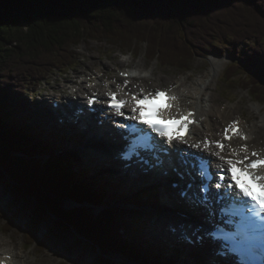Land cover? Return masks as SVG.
Segmentation results:
<instances>
[{"label":"trees","instance_id":"16d2710c","mask_svg":"<svg viewBox=\"0 0 264 264\" xmlns=\"http://www.w3.org/2000/svg\"><path fill=\"white\" fill-rule=\"evenodd\" d=\"M82 39L135 51L142 44L149 60L176 70L189 69L194 58L223 56L226 48L237 62L227 68L225 83L232 85L242 70V89L264 105V0H0V182L6 178L15 202L38 203L26 244H35L44 217L53 215L58 226L97 247V264L127 254L137 262L133 246L120 243L121 231L133 229L127 219L136 217L118 208L95 216L90 207L106 198L105 186L77 183L73 156H55L53 146L12 119L24 108V91L54 71L77 67L70 50ZM67 202L76 207L66 210ZM125 205L144 203L136 197Z\"/></svg>","mask_w":264,"mask_h":264},{"label":"rangeland","instance_id":"374dc122","mask_svg":"<svg viewBox=\"0 0 264 264\" xmlns=\"http://www.w3.org/2000/svg\"><path fill=\"white\" fill-rule=\"evenodd\" d=\"M240 48H243V45H241ZM70 53L73 55L72 62H74L77 67H75V69H67V71L64 72L65 76H62V71H54L46 81L38 87L37 91L42 95H48L51 92L53 95L60 90H66L67 88H65L66 85H64V81L66 79L72 80L75 75L81 79H84L86 75L90 76L93 73L96 76L100 65H108L110 67L108 71L105 70L107 75H105L103 83L106 79L112 80L113 78L115 79L122 76L120 73L122 70H127L125 69L127 66L128 69L135 70L134 74L148 76L151 79L148 84L135 81L134 87L138 86L139 88H143L150 85L155 90H163L177 81H174V79L186 78L191 74V77L198 79L201 78L203 80L202 77L204 74L211 70V62L217 63L219 65V75L217 76L213 72V77L208 78V80H213V83L216 84L215 87L212 85L213 93H215V96L217 95L216 98L221 104L222 110L227 109L226 112H228V116L233 113H240L244 119L243 122H246L247 126L244 124V128L246 131H249H247L250 135L249 141H252L247 152H253L255 150L264 152V105L255 102L248 92L242 89L243 83L240 74L243 72L242 70L233 79L234 83L232 85L225 83L224 75L226 69L237 62L236 57L230 52L227 53L226 51H223V56L220 57L211 55L206 58H194L190 63V72L188 73H183L184 70L160 67L157 61H151L148 59L145 45L142 44L138 45L135 51V49L124 50L119 46H112L105 41L82 39L76 47H73L70 50ZM142 65H144V67ZM105 71L101 73H105ZM75 81L80 84L79 79H76ZM190 82L191 81H187L186 87H189L187 84H190ZM29 86L30 85L28 84V86L23 89L25 90ZM211 87L210 91L212 92ZM35 88L30 90L36 93L37 91H35ZM70 91L71 90H68V92ZM61 93L69 94L64 91H61ZM79 101L82 102V100ZM20 104L22 106L24 105V108L21 111L19 110L18 112H15L12 117L17 121L19 126L24 122L28 127L31 126L32 133L30 135L35 137L38 142H42L41 139L43 140L45 137H49L42 143L54 146L55 151L61 152L62 154L73 153L75 155L73 151L59 149L60 146H63L66 143V140L62 139L60 135H52L48 128L41 129V133L37 132V125H34V122H31L28 118V114H30V116L36 119L34 112L31 110L28 111V109L36 107L32 100L29 98H27V100L20 98ZM42 107L43 111H46L47 108L44 105H42ZM256 107L259 108L260 112L257 111ZM43 114L44 112L40 113L41 118ZM236 117H239V114H237ZM193 136H195V134ZM88 145L89 144H86V146ZM105 152L107 151H92L88 149V156L90 159L96 158V160H99L101 157L104 159L105 156L101 153ZM84 155L85 154H83L82 157ZM75 156L78 162H76L77 165H75L72 170L76 175V182H86L87 184H92V186L96 188L98 186H105L106 200L99 205H102V207L116 205L118 208L128 211L130 213L129 215L136 217V219H127L129 225H131L133 229L130 231H128V229H123L121 231L120 239L123 240L122 242L120 241L121 244L124 242L125 245L129 244L133 246L136 251H139L140 247L136 245V242L139 239L149 242L152 238H157L159 242H163L162 238L153 233V226H156L159 229L162 227L161 223L158 222L159 220L155 222L152 219L155 215H149L144 207L136 208L125 205V202L129 199L140 197V194L130 196L131 194L128 193L130 191V184L128 185L123 179L117 178L118 176L111 170L107 169L102 171V169L98 167L92 168V166H84L82 163L83 159L77 155ZM43 158L46 159V155H44ZM79 172H82L83 175H85L84 178ZM168 190L172 197L177 198L176 192L171 189ZM150 191L151 189L149 188H141V194L146 196L147 201L150 200L147 204V207L150 208L149 210H157L158 206L153 200L154 195ZM159 196L163 199L162 191ZM123 198L125 199L121 200ZM63 207L66 210H71L74 209L76 205L67 202ZM33 209L34 204L32 202H29L28 200H23L20 203L15 202L14 197L4 190V185H0V252L9 251L17 254L24 260H27L28 264H97L95 262L98 257L97 247L89 244L84 239L80 238L75 232L68 230L66 227L62 229L57 226L53 217H46L44 219L39 229L38 239L35 244L27 246L25 241V231L30 224V212ZM9 223H11V229L7 231L8 227L4 228V226ZM48 232H52V234L48 236L50 242L47 246H43V237L47 236ZM127 255L129 256L125 257L120 255L118 258H114V261L116 263L129 262L128 264H132L131 261H134L133 257L131 259L132 254ZM135 257H138L139 264H148L147 262H144L138 252Z\"/></svg>","mask_w":264,"mask_h":264},{"label":"bare ground","instance_id":"6f19581e","mask_svg":"<svg viewBox=\"0 0 264 264\" xmlns=\"http://www.w3.org/2000/svg\"><path fill=\"white\" fill-rule=\"evenodd\" d=\"M142 66L144 67V65H142ZM109 68L110 67L108 65H105V66L100 65V69L97 71L96 76L93 73L90 76L86 75V77H84V79L78 78L75 75L72 80L68 79V81L66 82L65 88H67L66 90H71V92L69 94H64V93L59 92V93L53 95L52 98L54 100H56V99L58 100V98L60 99V101H61L60 104L61 105L63 104L64 112H66V115L68 117H71L73 119V121H74L73 116L70 114V112H68V110H73V109L68 108L66 106V104H64L62 102L63 101L62 99H64V101L65 100L71 101L74 105L87 104L88 99H90L94 94H97V96H99V98L102 99L103 102L100 104H97L96 107L98 108V110L101 114L105 115V117L100 116L101 114H97L95 118L92 115L84 116L82 118V125H81V128L86 127V130H84V131L81 130L78 126H74V125L70 124L71 129L74 131V134L72 136L67 135L64 138L66 140V143L63 146H60L59 149L66 150V151H73L75 153V155H77L83 159L82 163L84 166H92V168L98 167V168L102 169V171L103 170L105 171L107 169L111 170V171H116V170L120 171L119 162H114L113 160H111V161L107 160L106 159L107 155L105 156L104 153H101V154L103 156H105L104 157L105 160L102 157L99 160H96V158L90 159L88 156V149L92 150V151L93 150H95V151L106 150V148H104L106 146L105 144L98 142V140L96 142V141H94L93 138L90 137V135L93 133L91 131H93L94 123L99 122L98 120H96V118L98 116L102 117V119H103L102 125H105V127L110 131L112 136L118 140L117 137H119V134H117V132L113 128H111V127H113V123L112 122L108 123L109 122L108 118L111 116L121 117V118L132 117L133 112H132L131 96L133 94H135V95H137V97H143L144 95H147L148 93L153 94L157 90H155L150 85L147 87H143V88H139L138 86L134 87L135 81L148 84L151 79L148 76H142V75L134 74L135 70L128 69L127 66L125 67V69H128V70L127 71L122 70L121 73H126V72L130 73L129 76L132 77L131 79L127 80L125 78L119 77V78H115V79L113 78L112 80L106 79V81H104V83H103V79L99 77V73L104 72L105 70L108 71ZM137 69H138V67H137ZM106 71H105L104 77H105V75H107ZM213 72L217 76L219 75L218 74L219 65L215 62H211V70H209L206 74H204V76L202 77L203 80L201 78L198 79V78L191 77V76L189 78V76H188L186 78L178 79L174 84L167 86L166 88L168 89V88H172V86H175L171 92L173 95L178 96V100L175 102V109H180L181 113L186 112L189 109L195 110L196 111V118L198 120L197 125L193 126L192 135L186 139V140H188V143H186L184 145L182 143H179V141H178V142H176V144L181 145V150H182L183 154L192 152V153H198V154L205 155V156L209 157L212 160L213 170L216 173L215 175H218L222 172H220V170L217 168V165L223 164L225 169H226L227 165L224 164V162L221 161L219 159V157L213 155V153L220 151L219 149H217L215 147V144L214 143L210 144L209 150H203V141L205 139H207L208 141H212V142H214V141L222 142L224 144V149H223V151H220V155L224 156L226 158H233V159H235L237 157L232 156V150H235L236 152H238L239 153L238 158L242 159L246 153H244L243 151H240L241 146L246 145L247 150H248L252 141H249L250 135L248 133L249 131L247 130L248 131L247 132L244 128L245 123H243V127H242L241 131H242V133L247 134V141L246 142H242L241 140H235V141H231L230 143H227L225 140H223L224 129L229 126L231 119L232 120L233 119H235V120L241 119L242 120V117H241L240 113H233L232 115L228 116L227 115L228 112H226L227 109L222 110L221 104L219 103L218 99L216 98L217 95L215 96V93H213V86L215 87L216 84L213 83V80H208V78L213 77ZM76 79L80 80V84H78L77 81H75ZM125 81H127L126 85H125ZM187 81L188 82L191 81L190 84H187V85H189V87H186ZM92 83H95L96 86L90 87ZM118 84H120V85H118ZM67 86H69V87H67ZM210 87L212 89V92L210 91ZM141 89L143 91H141ZM160 90H162V89H160ZM109 91L116 92L120 96L121 99H128L129 100V103L127 105V109L125 112H123L124 113L123 116H116L114 112H112L111 110L108 109L107 101L109 100V97L107 94ZM75 97L77 98V100H76L77 102L74 101ZM78 99H83L85 102H78ZM186 101H189L191 103L189 108L184 107V103ZM44 106L47 108L46 105H44ZM80 109H83L86 111L85 106H83ZM256 109H257V111H259V108L256 107ZM51 110H52V108H51ZM41 112H44V113L46 112V111H43L42 105L39 109H37L38 119H34L32 116H30V114H28L29 120L31 122H34V125L35 124L37 125V127H38L37 132H39V133H41V129H43V128L45 129L47 127L46 126L47 121L44 122L43 118L40 117ZM237 114H239V117H236ZM235 120H233V121H235ZM11 123H14V122H11ZM23 124H24V122H23ZM106 124H107V126H106ZM77 125H80V123H77ZM27 128L30 129V132L32 133L31 126L30 127L27 126ZM34 129H36V128H34ZM194 134H195V136H193ZM78 135H81L83 138H77ZM47 138H49V137H45L43 139V142H45L44 140ZM196 142L201 143V149H196V148L190 147V144L196 143ZM43 144H45V143H43ZM86 144H89V145L86 146ZM255 152L259 153V155L262 157L264 156V152H262V151L255 150ZM105 153L108 154L107 152H105ZM251 153H252L251 151L247 152V155H249V158L250 159H256L255 157L251 156ZM83 154H85V155L82 157ZM172 165L174 168H177L174 164H172ZM117 167H118V169H117ZM257 173L260 175H264V169H260ZM191 175H192V178H194V177L197 178L196 172H193ZM162 180L165 183H166V181H175L178 183V185L180 187H183V189L186 187V183H184L185 181H180L177 178L176 173H174L173 171H169L168 176L163 177ZM162 180L158 181V183L161 184ZM123 181H125V183L128 185L130 184V186H129L130 188H133V187L139 188L141 186V185L138 186L134 183H128L126 179H123ZM229 181H230V177L228 176V177H226L225 183H227ZM93 188H96V187L93 186ZM145 188H148V187H145ZM168 189H170V188L163 186L162 195H163V199L165 201H169L171 203L175 202L177 204L185 205V206L187 205L186 202L182 201L179 198L178 193L176 194L177 198L172 197L170 194V191ZM171 190H173V189H171ZM180 193H181V190H180L179 194ZM141 197L144 198L145 196L141 194ZM159 199H161V198H159ZM147 202H150V200ZM169 202H167V203H169ZM155 203H153V204H155ZM99 204H102V203H98V204H95L93 206L95 212H97V213H99L100 211L102 212V211L109 208L108 206L102 207V205H99ZM149 209L150 208L147 207V211H152ZM210 209L214 212L213 207H211ZM154 211H156L157 213H160L162 215L166 214L165 212H163L162 207H157V210H154ZM153 233H155L160 238H162L163 242L162 243L159 242L157 238H152L150 241L148 240L149 242L143 241V239H139L136 242V245L140 247V250L137 252L141 256V258L144 260V262H147L148 264H161V263H163V261H162L163 254H166L167 256H169V258H171L173 264H214L215 262H219V260H212L210 258V257H212V255L210 256V254L208 256H206L202 252L191 253V252H181V250H179V251L174 250L172 247L174 245L172 244L171 240H169L165 236L162 228L159 229L156 226H153ZM126 245H129V244H126ZM177 245L179 246L180 243H177ZM0 254L12 255L14 264H28L27 260H24L21 256L14 254L12 252H9V251L8 252H0ZM137 260H138V257H137ZM138 264H139V262H138Z\"/></svg>","mask_w":264,"mask_h":264},{"label":"snow or ice","instance_id":"6c2138e0","mask_svg":"<svg viewBox=\"0 0 264 264\" xmlns=\"http://www.w3.org/2000/svg\"><path fill=\"white\" fill-rule=\"evenodd\" d=\"M121 75H125V73H121ZM126 84L127 81H125ZM141 91L143 90L141 89ZM107 95L109 97L107 101L109 109L113 110L116 116H123L124 113L121 109L129 101L117 99L116 92L109 91ZM176 99L175 96H169L166 91L160 90H157L154 95L148 93L142 98H137V95L133 94L131 96L133 102L132 112L136 113L139 110V115L138 117L133 115L126 119L138 120L140 124L147 125V129H150L152 133L166 138L169 145H172L173 141L188 143L185 136L189 131V125L195 123L194 120L190 119L193 113L189 112L187 116L180 115L179 118L171 117L161 123L152 122V117L145 114L146 111H151L154 116L162 117L166 109L173 107L171 101ZM156 101H162V103L156 104ZM88 103L93 104L94 101L89 99ZM121 127L128 129L129 136L137 132L143 133V135L130 140L124 152L125 159L149 153L152 154L157 164H161L163 161L160 159L158 152L162 151L171 155L168 149L162 147L164 141H155V137L151 136L147 129L138 128L136 124H122ZM229 132L239 134L235 121L224 129L225 140L231 139ZM240 138L247 139L243 134H240ZM212 143L215 144L217 149L223 151L224 144L222 142H212L207 139L203 141V150H209ZM190 147L201 149V143H192ZM220 151L213 153V155L219 157L227 167L225 169L223 164L217 165L223 175H219L215 182V188L218 190L215 203L219 204L227 200L229 205L219 209L220 215L223 217L222 225L216 224L215 231L210 232L209 235L214 238V242L221 248L218 254L230 260L231 264H264V175L257 173L258 169L264 168V157H260L259 153L253 151L251 156L257 158L250 159L247 155L246 145L241 146L240 149V151L246 153L242 159L238 158L239 153L235 150H232V156L237 157L235 159L221 156ZM189 156L192 157L191 160L188 159ZM181 162L198 170L197 175L201 178L202 183L198 188L197 195L193 198V202L208 208L213 203L209 196L213 176L208 169L207 161L203 157H196L195 154L185 153L181 158ZM229 174L230 181L225 183ZM249 180L260 189L259 194L253 192L251 185L248 183ZM190 189L191 185L184 192L186 197L189 195ZM220 189H223V194L219 192Z\"/></svg>","mask_w":264,"mask_h":264},{"label":"water","instance_id":"95a60500","mask_svg":"<svg viewBox=\"0 0 264 264\" xmlns=\"http://www.w3.org/2000/svg\"><path fill=\"white\" fill-rule=\"evenodd\" d=\"M5 181H6V178H5V180L4 181H1L0 182V185H4V190H6L7 191V193L8 194H10V187H8L7 186V184L5 183ZM11 195V194H10ZM23 200H28L29 202H32L33 204H34V209L31 211V212H34L35 210H36V208L38 207V203L36 202V201H34V200H30V199H27V198H25V199H23ZM23 200H21V202L23 201ZM72 210V209H71ZM31 212H30V215H31ZM46 217H53L54 219H55V221H56V218L53 216V215H47V216H45L44 217V219L46 218ZM56 224H57V222H56ZM58 226V225H57ZM59 227H61V226H59ZM62 229L64 228V227H61ZM39 235V234H38ZM46 236H44L43 237V239L45 238ZM99 256V255H98ZM97 259H98V257L96 258V261H97ZM113 264H127V263H115L114 261H113Z\"/></svg>","mask_w":264,"mask_h":264}]
</instances>
